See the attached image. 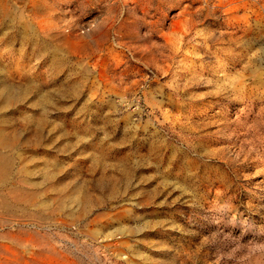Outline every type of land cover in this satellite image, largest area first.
<instances>
[{
	"label": "rangeland",
	"instance_id": "rangeland-1",
	"mask_svg": "<svg viewBox=\"0 0 264 264\" xmlns=\"http://www.w3.org/2000/svg\"><path fill=\"white\" fill-rule=\"evenodd\" d=\"M0 131V244L264 264V0H0Z\"/></svg>",
	"mask_w": 264,
	"mask_h": 264
},
{
	"label": "bare ground",
	"instance_id": "bare-ground-1",
	"mask_svg": "<svg viewBox=\"0 0 264 264\" xmlns=\"http://www.w3.org/2000/svg\"><path fill=\"white\" fill-rule=\"evenodd\" d=\"M5 100V99H4ZM0 133H2L0 131ZM4 137V136H3ZM5 139V138H4ZM4 141V140H3ZM1 151V150H0ZM10 175V158L0 152V183H4L9 179ZM5 184V183H4ZM7 186V185H6ZM20 189V188H19ZM35 192V191H33ZM36 193V192H35ZM26 196V195H25ZM31 197V196H30ZM32 198V197H31ZM76 199V198H75ZM1 201V200H0ZM20 201V200H19ZM84 201V200H83ZM4 202V201H3ZM78 202V201H77ZM81 202V201H80ZM40 203V202H39ZM37 203V205H41ZM3 204V203H2ZM8 204V203H7ZM21 204V203H20ZM60 204V203H59ZM24 206V205H23ZM64 206V205H63ZM81 206V203H80ZM3 208V207H2ZM9 208V207H8ZM13 208V207H12ZM85 208V207H84ZM91 208V207H90ZM92 209V208H91ZM37 210V209H36ZM9 212V210H8ZM7 212V213H8ZM73 212V211H72ZM3 213V212H2ZM5 213V212H4ZM11 214V213H10ZM6 217V216H5ZM10 218V217H9ZM1 220V219H0ZM6 220V219H4ZM3 220V221H4ZM8 220V219H7ZM6 220V221H7ZM13 220V219H12ZM11 222V221H10ZM13 222V221H12ZM18 223V222H17ZM4 224V223H3ZM2 224V225H3ZM6 224V223H5ZM15 224V223H14ZM12 226V225H11ZM10 226V227H11ZM17 226V225H16ZM22 227V226H21ZM19 227V228H21ZM18 228V227H17ZM23 228V227H22ZM19 230V229H18ZM11 231V230H10ZM8 232V230H7ZM5 234V233H4ZM3 235V234H1ZM8 234H6L7 236ZM5 236V235H3ZM2 236V237H3ZM5 236V237H6ZM9 241L15 243H22L23 250H17L10 247V245L0 244V264H71L70 261L59 253L43 251L42 249L34 248L36 246V239L34 236L24 238L16 237L12 234L7 236ZM3 239V238H2ZM1 239V241H2ZM7 239V240H8ZM6 240V239H5ZM102 241V240H101ZM1 243V242H0ZM114 245V244H113ZM20 246V245H19ZM21 247V246H20ZM55 251V250H54ZM119 252V251H118ZM74 264V263H73Z\"/></svg>",
	"mask_w": 264,
	"mask_h": 264
}]
</instances>
